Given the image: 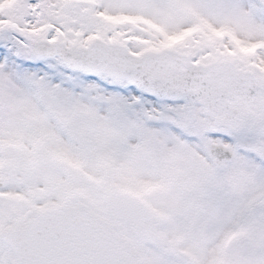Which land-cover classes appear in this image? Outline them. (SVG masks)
Instances as JSON below:
<instances>
[{
	"label": "snow or ice",
	"instance_id": "1",
	"mask_svg": "<svg viewBox=\"0 0 264 264\" xmlns=\"http://www.w3.org/2000/svg\"><path fill=\"white\" fill-rule=\"evenodd\" d=\"M0 264H264V0H0Z\"/></svg>",
	"mask_w": 264,
	"mask_h": 264
}]
</instances>
